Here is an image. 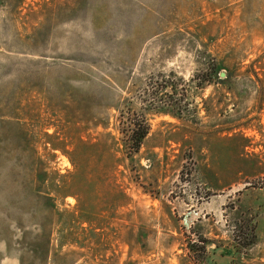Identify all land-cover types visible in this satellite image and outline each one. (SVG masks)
Here are the masks:
<instances>
[{
	"label": "rangeland",
	"instance_id": "rangeland-1",
	"mask_svg": "<svg viewBox=\"0 0 264 264\" xmlns=\"http://www.w3.org/2000/svg\"><path fill=\"white\" fill-rule=\"evenodd\" d=\"M0 264H264V0H0Z\"/></svg>",
	"mask_w": 264,
	"mask_h": 264
},
{
	"label": "trees",
	"instance_id": "trees-1",
	"mask_svg": "<svg viewBox=\"0 0 264 264\" xmlns=\"http://www.w3.org/2000/svg\"><path fill=\"white\" fill-rule=\"evenodd\" d=\"M210 70L212 73L216 74L217 77H219V72L216 67L212 66ZM171 82L172 81L170 79L164 80V85H160V88L158 87L156 90H154V93H152V98H156L157 101L160 100L157 95L160 93L159 89L161 88L170 87L172 90H174V86L171 84ZM149 129V125L146 123L143 117H135L133 119L129 115H121L119 131L124 138V142L130 155H135L139 152L143 140L149 133Z\"/></svg>",
	"mask_w": 264,
	"mask_h": 264
},
{
	"label": "water",
	"instance_id": "water-1",
	"mask_svg": "<svg viewBox=\"0 0 264 264\" xmlns=\"http://www.w3.org/2000/svg\"><path fill=\"white\" fill-rule=\"evenodd\" d=\"M220 77L225 78V73H221Z\"/></svg>",
	"mask_w": 264,
	"mask_h": 264
}]
</instances>
